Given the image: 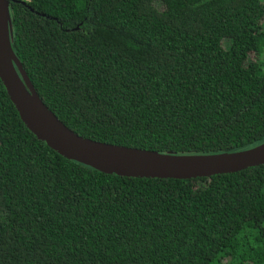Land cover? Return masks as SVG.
I'll return each instance as SVG.
<instances>
[{"label": "trees", "instance_id": "16d2710c", "mask_svg": "<svg viewBox=\"0 0 264 264\" xmlns=\"http://www.w3.org/2000/svg\"><path fill=\"white\" fill-rule=\"evenodd\" d=\"M15 54L81 136L173 154L264 142V0L9 1ZM0 264H264V164L107 174L22 121L0 78Z\"/></svg>", "mask_w": 264, "mask_h": 264}, {"label": "water", "instance_id": "95a60500", "mask_svg": "<svg viewBox=\"0 0 264 264\" xmlns=\"http://www.w3.org/2000/svg\"><path fill=\"white\" fill-rule=\"evenodd\" d=\"M10 0H0V78L27 128L60 155L107 174L193 179L264 164V142L218 154H173L104 143L79 135L46 105L11 43Z\"/></svg>", "mask_w": 264, "mask_h": 264}, {"label": "built area", "instance_id": "2783aa9c", "mask_svg": "<svg viewBox=\"0 0 264 264\" xmlns=\"http://www.w3.org/2000/svg\"><path fill=\"white\" fill-rule=\"evenodd\" d=\"M24 2H29L30 0H23Z\"/></svg>", "mask_w": 264, "mask_h": 264}]
</instances>
